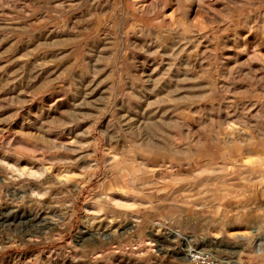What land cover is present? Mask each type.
I'll use <instances>...</instances> for the list:
<instances>
[{
    "label": "rangeland",
    "instance_id": "374dc122",
    "mask_svg": "<svg viewBox=\"0 0 264 264\" xmlns=\"http://www.w3.org/2000/svg\"><path fill=\"white\" fill-rule=\"evenodd\" d=\"M190 245L264 264V0H0V264Z\"/></svg>",
    "mask_w": 264,
    "mask_h": 264
},
{
    "label": "built area",
    "instance_id": "2783aa9c",
    "mask_svg": "<svg viewBox=\"0 0 264 264\" xmlns=\"http://www.w3.org/2000/svg\"><path fill=\"white\" fill-rule=\"evenodd\" d=\"M187 255L183 264H226L213 250L192 245L184 249Z\"/></svg>",
    "mask_w": 264,
    "mask_h": 264
},
{
    "label": "bare ground",
    "instance_id": "6f19581e",
    "mask_svg": "<svg viewBox=\"0 0 264 264\" xmlns=\"http://www.w3.org/2000/svg\"><path fill=\"white\" fill-rule=\"evenodd\" d=\"M256 230L257 229H252V232H256ZM179 234V233H178ZM177 235V234H176ZM174 236V235H173ZM206 240V239H205ZM204 242V244L206 243V241H203ZM192 245H190V247H191ZM189 247V246H188ZM205 248H208V247H205ZM213 248H215V247H213ZM208 249H210V248H208ZM212 250V249H211ZM184 254H185V257H184V260H186V258H187V255H186V252H184Z\"/></svg>",
    "mask_w": 264,
    "mask_h": 264
}]
</instances>
